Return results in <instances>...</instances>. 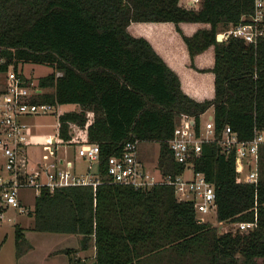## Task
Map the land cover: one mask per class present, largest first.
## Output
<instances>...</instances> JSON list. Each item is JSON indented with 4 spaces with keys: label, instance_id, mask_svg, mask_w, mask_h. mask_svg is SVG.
Masks as SVG:
<instances>
[{
    "label": "trees",
    "instance_id": "trees-1",
    "mask_svg": "<svg viewBox=\"0 0 264 264\" xmlns=\"http://www.w3.org/2000/svg\"><path fill=\"white\" fill-rule=\"evenodd\" d=\"M253 0H203L187 8L181 0H0V49L16 63H45L36 97L51 103L79 102L80 110L61 113L60 134L71 137V124L85 126L100 144L99 182L42 187L29 214L32 228L75 232L80 248L95 246L91 264H264V142L260 146L258 183L245 181L235 153L222 152L216 141L203 143L196 169L215 183L216 217L254 220L244 231L201 220L191 199H179L173 185L149 188L112 181L108 157L120 153L128 138L160 141L158 167L177 173L168 138L177 114L199 117L214 106L217 128L229 123L241 138L264 125V38L257 46L218 33L244 20ZM132 21H172L192 59L214 47L215 95L197 99L181 85L178 72L143 36L132 34ZM204 25L186 34L180 23ZM61 70V73H58ZM83 128V127H82ZM84 129V128H83ZM16 254L30 249L24 226L15 228ZM73 264L74 248L62 249Z\"/></svg>",
    "mask_w": 264,
    "mask_h": 264
},
{
    "label": "built area",
    "instance_id": "built-area-1",
    "mask_svg": "<svg viewBox=\"0 0 264 264\" xmlns=\"http://www.w3.org/2000/svg\"><path fill=\"white\" fill-rule=\"evenodd\" d=\"M203 0H181L187 8H199ZM231 25L218 33L221 38L229 35L240 37L255 46L264 38V0H253V11L244 20ZM22 63H16L0 49V189L2 205L10 204L21 207L23 188L42 187L51 189L73 184L94 186L99 182L97 177L79 174L71 157L57 155L58 144L64 141L79 142L77 152L89 160H99L100 144L87 137L68 139L60 134L61 119L59 112L58 132L46 133L41 159L34 161L29 152L33 141L32 122L28 119L33 114H45L58 104L38 100L36 97L43 90L38 81L27 76ZM61 73V70H58ZM208 109V108H207ZM206 109V110H207ZM200 113L180 111L177 114L172 135L168 138L170 148L176 160L183 162L185 168L177 173L152 172L139 155L138 137L128 138L120 153L108 157V174L112 181L131 184L135 187L149 188L157 183H168L174 186L179 199L194 201V206L201 220L205 213L216 210L215 183L207 178L204 171L196 169L194 158L202 151L204 142L216 141L220 150L233 152L236 156V167L241 173L246 170L245 181L258 183L260 174V146L264 142V125L254 126L251 137L241 138L231 124L227 123L218 129L215 112H208L205 121ZM192 169V175H185L186 168ZM3 213H1V216ZM237 228L248 230L257 225L254 220H237Z\"/></svg>",
    "mask_w": 264,
    "mask_h": 264
},
{
    "label": "rangeland",
    "instance_id": "rangeland-1",
    "mask_svg": "<svg viewBox=\"0 0 264 264\" xmlns=\"http://www.w3.org/2000/svg\"><path fill=\"white\" fill-rule=\"evenodd\" d=\"M22 69L24 73L32 77L34 80L38 81L40 76L49 73L52 67L45 63L37 62H23ZM48 90L52 89L51 86L47 87ZM69 109H79L78 103H62L61 105L55 106L54 109L50 110L45 114H33L28 119L32 122V127L34 130L33 141L29 145V152L34 161L41 159V155L45 150L43 143L45 142V135L47 132L56 133L58 132V121L59 112H64ZM210 110H206L201 115L202 121L208 116ZM139 155L145 161L147 167L154 173H158V157L160 152V141L156 139H143L140 140L138 144ZM57 155L59 157H71L75 162V169L78 173H89V175L97 177V162L90 161L88 158L76 154L74 144L70 142H61L58 144ZM192 169L190 167L186 168L185 175L191 176ZM246 174V170L243 169L240 173V177L243 178ZM37 189L35 188H23L20 190L22 206L24 210H20L19 207L10 205L9 208L0 209V264H13L14 261V251H15V228L17 224L25 226L28 234L34 239L38 247H44L48 245H55L64 243L65 240L71 239L76 236L75 232H60V231H41L34 228L28 227L32 226L34 223V217L30 215L29 210L33 207ZM0 202H1V189H0ZM208 221H212L219 225V231H224L231 229L233 231L240 230L237 228L236 221L225 220L220 226V222L217 220L216 212L214 210L209 213L204 214ZM241 231V230H240ZM72 236V237H71ZM70 237V238H69ZM68 241V240H67ZM74 241V240H73ZM80 248V247H79ZM82 249V248H80ZM92 252V253H90ZM95 246L91 245L87 251L84 253L73 254L79 257H85L89 261L94 258ZM86 261V259H85Z\"/></svg>",
    "mask_w": 264,
    "mask_h": 264
},
{
    "label": "crops",
    "instance_id": "crops-1",
    "mask_svg": "<svg viewBox=\"0 0 264 264\" xmlns=\"http://www.w3.org/2000/svg\"><path fill=\"white\" fill-rule=\"evenodd\" d=\"M180 25L186 34H192L197 28H199L204 24L194 23V22H182L180 23ZM128 29L135 36L146 37L153 44V46L158 51V53H160L164 57V59L168 62V64L172 66L180 75L181 85L184 91H186L188 94H190L191 96L197 99L211 98L215 95V72L212 70L215 61V52L213 46H210L204 51L196 54L194 57L195 64L192 65L191 63L192 59L188 51L187 45L184 42V39L181 33L178 31L177 26L174 22L132 21L129 24ZM223 39L224 38H220V40ZM41 89L45 90L47 89V87L44 88L42 87ZM67 103L79 104V109H69V110H80L82 108V105L79 102H67ZM56 104L61 105L62 103H56ZM207 110L213 112L214 106L213 105L210 106ZM87 115H88V120L85 126H81L78 123L71 124L72 135L68 139L75 140V139H81L82 137L83 138L87 137L90 139L88 135V125L94 119V110L87 109ZM68 139H64V140H68ZM64 142H68V141H64ZM70 143L74 144L75 153L78 154L77 144L79 142L71 141ZM94 161L97 162V175H98L99 174L98 161L93 160V162ZM92 177L94 178L95 176ZM40 190L37 193L35 192L36 196L40 193ZM21 205H22V200H21ZM9 206L10 204L2 205V200H1L0 202L1 210L9 208ZM221 223L222 222H220V226H222ZM32 226L29 225L28 227L32 228ZM24 231L27 238L32 242L33 246L24 253H22L20 256H17L16 248H15L14 251L15 256H14L13 264H72L70 260V255L67 252L62 251V249L67 247L74 248L76 254L84 253L85 251L88 250V249L79 248L80 236H81L79 233L76 234L74 238L71 236L72 238L67 239L68 241L65 240L64 243H60L58 245L57 244L48 245L39 248L36 242L34 241V239L28 234V231L27 229H25V226H24ZM76 257H78V259L73 264H91L93 262V259H91L90 263H87L89 260L84 256L83 257L76 256ZM145 264H155V263L153 260H151V258H149Z\"/></svg>",
    "mask_w": 264,
    "mask_h": 264
},
{
    "label": "water",
    "instance_id": "water-1",
    "mask_svg": "<svg viewBox=\"0 0 264 264\" xmlns=\"http://www.w3.org/2000/svg\"><path fill=\"white\" fill-rule=\"evenodd\" d=\"M220 38H221V35L220 36L218 35L217 39L220 40Z\"/></svg>",
    "mask_w": 264,
    "mask_h": 264
}]
</instances>
